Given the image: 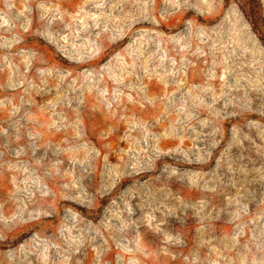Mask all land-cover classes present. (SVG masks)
Instances as JSON below:
<instances>
[{
    "label": "rangeland",
    "instance_id": "374dc122",
    "mask_svg": "<svg viewBox=\"0 0 264 264\" xmlns=\"http://www.w3.org/2000/svg\"><path fill=\"white\" fill-rule=\"evenodd\" d=\"M0 264H264V0H0Z\"/></svg>",
    "mask_w": 264,
    "mask_h": 264
}]
</instances>
